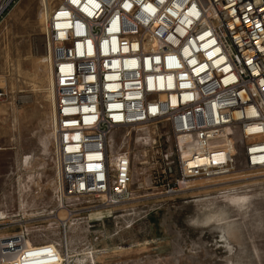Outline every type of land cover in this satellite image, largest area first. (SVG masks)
Segmentation results:
<instances>
[{"label": "built area", "instance_id": "1", "mask_svg": "<svg viewBox=\"0 0 264 264\" xmlns=\"http://www.w3.org/2000/svg\"><path fill=\"white\" fill-rule=\"evenodd\" d=\"M43 24L60 208L131 198L132 156L111 149L120 129L160 127L147 140H162L167 197L264 171V0H60ZM2 219L0 264L62 263L59 242L7 233Z\"/></svg>", "mask_w": 264, "mask_h": 264}, {"label": "rangeland", "instance_id": "2", "mask_svg": "<svg viewBox=\"0 0 264 264\" xmlns=\"http://www.w3.org/2000/svg\"><path fill=\"white\" fill-rule=\"evenodd\" d=\"M59 1L10 0L0 13V218L8 222L6 232L26 230L33 240L59 242L61 264H264V171L198 179L193 188L164 196L156 179L162 140V147L147 140L159 126L113 133L111 149L132 156L129 200L86 209L90 202L79 199L70 201L71 210L59 207L43 24V3L49 11ZM230 192L247 198L241 204L222 196Z\"/></svg>", "mask_w": 264, "mask_h": 264}, {"label": "bare ground", "instance_id": "3", "mask_svg": "<svg viewBox=\"0 0 264 264\" xmlns=\"http://www.w3.org/2000/svg\"><path fill=\"white\" fill-rule=\"evenodd\" d=\"M46 1V0H45ZM48 8V7H47ZM43 11H44V18L46 17V14L48 12V9L45 8V4L43 3ZM44 21V19H43ZM239 174V173H238ZM234 191V190H233ZM223 197H230L233 200H236L237 203H243V201L247 198V193L246 194H238V193H234V192H230V193H225L222 195ZM250 196V195H249ZM222 213V212H221ZM217 215V214H216ZM214 216V214H213ZM220 216V215H219ZM222 216V215H221ZM215 218V217H214ZM221 219V217H219ZM218 218V220H219ZM223 218V217H222ZM211 219V217H210ZM224 219V218H223ZM59 220V219H57ZM222 220V219H221ZM221 220H219L221 222ZM225 221V220H224ZM217 222V221H216ZM222 223V222H221ZM63 248V247H62Z\"/></svg>", "mask_w": 264, "mask_h": 264}]
</instances>
